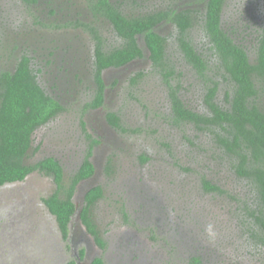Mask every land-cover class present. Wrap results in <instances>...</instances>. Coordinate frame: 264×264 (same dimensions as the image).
<instances>
[{
    "label": "rangeland",
    "instance_id": "obj_1",
    "mask_svg": "<svg viewBox=\"0 0 264 264\" xmlns=\"http://www.w3.org/2000/svg\"><path fill=\"white\" fill-rule=\"evenodd\" d=\"M171 1L122 0L133 13ZM177 1L178 7L189 4ZM203 2L194 9L204 12ZM89 4L88 0H43L32 7L24 0H0V71L12 68L22 42L36 65L42 64V55L50 48L62 52L60 62L67 49L90 58L93 40L79 26L81 18H91L98 25L107 46L116 45L109 39L113 38L109 21L91 15ZM54 8L57 15L51 13ZM225 9L224 28L247 47L253 59L264 20V0H230ZM65 18V27L55 26ZM189 35L210 61L209 76L187 62L174 33L167 48L175 68L171 79L166 80L148 60L136 66L146 75L136 85L130 86L126 78L120 85L117 79L108 78L106 112H119L126 130L104 128L103 110L90 113V126L82 129L80 117L82 120V107L88 99L83 96L91 82L84 74L85 80L77 86L72 85L73 79L67 82V94L59 91L70 100L66 112L35 132L27 161L34 163L48 155L60 158L66 183L89 142L101 139L94 157L99 171L80 186L75 201L80 208L88 187L103 186L105 194L94 206L93 218L105 248L86 236L78 222L73 227L76 235L62 238L56 218L44 202L55 191L56 182L52 176L34 171L23 181L0 187V264H65L78 258L82 248L89 254L80 264H89L98 255L108 264H264V248L249 242L238 227V203L233 197H248L247 181L231 169L208 130L172 118L171 87L177 88L186 106L199 112L208 111L205 97L211 79L219 84L216 99L221 104L226 103V92L232 87L223 77L224 69L201 23H195ZM50 77V73L43 74L46 85ZM143 156L148 159L143 161ZM203 178L222 191H206ZM194 257L200 263H194Z\"/></svg>",
    "mask_w": 264,
    "mask_h": 264
},
{
    "label": "trees",
    "instance_id": "obj_2",
    "mask_svg": "<svg viewBox=\"0 0 264 264\" xmlns=\"http://www.w3.org/2000/svg\"><path fill=\"white\" fill-rule=\"evenodd\" d=\"M88 1L96 15L110 21L122 41L120 45L106 49L98 27L80 22L90 27L97 41L95 63L100 91L93 106L103 102L104 80L101 73L104 68L117 67L143 57L144 51L137 38L139 34L144 35L153 65L164 73L166 80L175 73L168 58L167 37L154 31V25L167 17L177 25L178 41L187 62L204 77L209 76L210 61L196 49L188 36L195 23H201L224 69L223 77L232 87L226 92V103L221 104L216 99L219 84L211 79L213 82L208 86L205 97L208 111L199 112L186 106L173 86L170 93L172 118L175 122L193 124L202 131L208 130L227 157L231 169L247 181L251 190L248 197H233L238 203V227L249 242L264 248V20L260 25L261 31H258L255 57L251 59L247 47L238 43L224 28L223 14L230 0H207L204 12L187 8L172 10L174 13L171 10H158L144 14H126L121 5L111 0ZM61 110L59 101L49 95L38 81L37 70L28 55L24 54L18 60L13 71H0V186L23 181L35 170L52 176L57 187L44 198V202L55 216L63 239L67 240L71 220L78 210L75 201L77 185L95 172L90 159L92 150L86 154L82 166L68 183L58 160L46 157L34 163L27 161L32 148V134L54 119ZM108 120L119 130L127 129L115 112L108 113ZM147 159L146 156L142 157L143 161ZM110 168L109 163L107 171ZM202 182L206 191H222L218 184L208 178H203ZM104 194L101 185L89 189L80 211L81 221L101 248H105L106 242L93 218V208ZM84 253L85 250L81 249V257ZM199 260L193 258L194 263ZM65 264H77V261L72 258ZM91 264L107 263L97 256Z\"/></svg>",
    "mask_w": 264,
    "mask_h": 264
},
{
    "label": "flooded vegetation",
    "instance_id": "obj_3",
    "mask_svg": "<svg viewBox=\"0 0 264 264\" xmlns=\"http://www.w3.org/2000/svg\"><path fill=\"white\" fill-rule=\"evenodd\" d=\"M24 1H25V3L28 6L34 7L36 4L41 3L43 0H24ZM111 1L114 2L113 0H111ZM179 1H185L186 3H189V4H187V5L184 6V7H186L185 9H187V8H195V6H197V3H198L195 0H179ZM206 1L207 0H204V2L202 3L203 4L202 7H205ZM114 3H116L118 5H121V7H123V10H124V12L126 14H133V12L131 10H134V9H128L129 8L128 7L129 4H126L127 2H122V0H121V1H118V2H114ZM178 3L179 2L177 0H172L171 2L165 3L163 6L160 5L157 8H154V9H152L150 11H142L141 13L144 14V13H148V12H151V11H158V10L159 11H161V10H171V11L172 10H177V11H180L184 7H182V6L181 7H178V5H179ZM139 7L140 6H138V8ZM56 11H57V9L54 8L51 11V13L53 15L54 14L57 15V12ZM89 11H90V14L93 15L95 18H101V19L104 18L105 19V17H103L102 15H99V14L96 15L95 12L91 9L90 4H89ZM46 12H50V10L49 11H46ZM172 13H174V11H172ZM134 14H136V13H134ZM41 16L44 17V15H41ZM81 20L82 21H80V22L87 23V24H89L88 26L98 27V25L94 21H92L91 18H90L89 21H85L83 18H81ZM65 21H66V18L63 21H60V22L58 21V23H56L55 26L56 27H59L60 26V28L65 27L66 26L65 25L66 24ZM106 21L108 22L107 19H106ZM108 24L111 26V29L110 30L112 31V35H113V38L112 37L109 38L110 39V42H113V43L116 44V45H113L111 47L107 46V41H106V39H105L102 31L98 27L99 33L103 36V39H104L103 44H104V47L106 49H110V48H113V47H115L117 45H120L121 42H122L119 39L120 37L115 32V30H114L112 24L110 23V21L108 22ZM79 26L82 27V28H84L85 30H87V33L90 34V37L93 40V50H92L93 52H92V56L90 58H87V55H85V54H82L81 56H79L77 53L71 51L70 49L69 50L67 49L66 57H63V61L60 62L59 59L63 56L62 52H57L56 49L50 48V49H47L46 52L42 55V64L41 65H36L34 55L32 53L31 54H28V52H27V50H26V48L24 46L25 44L22 42V44L19 43V46L17 47V49H18L17 51H19V53H18V59H17L16 62H14V65H12V68L10 70L13 71L15 69V67H16V65L18 63V60L24 54H26L29 57H31V63L33 64V66L37 70V73H38V81L40 82L41 86L45 89V91L49 95H51L53 98H55L56 100H58L59 103L62 105V110H61V112H59V114H61L62 112H66V110L69 108V105H70V103H69L70 100L68 98H65L64 96L63 97L60 96L59 95V91H61V90H63L62 92L66 91L67 90V85L66 84L69 81L71 82V79H73L72 85L74 84V85L77 86V84H81V82H83L85 80V79L82 78V75L86 74L91 79V82L88 84V87L89 88H88L87 94L85 96H83L84 98L88 97V99L84 102V105L82 107V113L84 114L82 120H81V117H80V123L82 125V129L84 130L86 126L87 127L90 126L89 125V121L87 119L90 113L98 112L99 110H103V111H105V113H104L105 114V118L101 122V125L104 128H106L108 131L109 130L110 131H113V132L123 131V130L117 129L108 120V113L109 112H106V109H105V105H106L107 97H108V91H109L108 78L111 81H114L115 79H117V84L118 85H120L121 82H122V80L124 78H126L128 84L130 86H133V85L138 84L146 76L145 75V70L142 67H136L138 64H142L141 62H143V60H148L153 65V61L150 58V54L151 53H150V50L148 49V46H147L145 37L142 34H139L137 36L139 45L143 48V51H144L143 57L135 58V59L127 62L126 64H123V65H120V66H117V67L110 66V67H106V68H104L102 70L101 75H102V78L104 80L103 102H102V104H100L98 106H93L95 104V102H96V99H95L96 98V95L100 91V85H99V83L97 81V78H96V70H97V67H96V63H95V61H96V48H97L96 42L97 41H96L95 35L93 34V32L90 29V27H88L86 25H83L81 23L79 24ZM190 30H192V29H190ZM154 31L157 32V33H159V34H161V35H163V36H165V37H167V48L169 46V38H170V36H172L175 33L176 42H177V44L180 47V43L178 41V36H179L178 33H179V30L177 28V25L173 22V20L170 17L164 18V19L160 20L156 25H154ZM189 33H190V31H188V36L192 40V38L189 35ZM24 40H25L24 38L21 39V41H24ZM191 43L195 46V44L193 43V41H191ZM210 45H211V43H210ZM196 49H198V48L196 47ZM64 50H65V48L62 51H64ZM199 51L201 52V50H199ZM167 53H168V51H167ZM75 55H76V57H74ZM170 64L174 68L172 62H170ZM153 67H154V65H153ZM60 70H61V73L57 74V72H60ZM156 70L160 71L161 74L166 79V76L164 75V73L161 70H159V69H156ZM174 70H175V68H174ZM43 72L45 74L50 73V75H51V77H50V83L48 85H46L45 82H44V80L42 79L43 78V74H44ZM119 72H120V74H119ZM174 75H175V73L172 74V75H170V76H168V79H171ZM116 76H117V78H116ZM62 83H63L64 87H62ZM171 92H172V87L170 89L169 95H170ZM67 93H68L67 91L64 92V94H67ZM110 112H115V113H117L120 116L119 112H116L115 110L110 111ZM58 115H56V116H58ZM121 120H122V118H121ZM123 125L125 126V124H123ZM42 126H44V125H42ZM42 126H40V127H42ZM36 131H37V129L35 130V132ZM35 132L32 134V138H33L32 144H33V141H34ZM100 143H101V139L99 137H97V139L91 140L89 142L88 150L85 153L84 158H82V160L80 161V163L75 167V171L72 173V175H74L77 172V170L82 166L86 154L90 150H92V155L90 156V159H91V161L93 162V164L95 166V172H94V174L92 176H90L88 178H85V179H83V180H81L79 182V184L77 185L76 193H77L78 189H80V186L83 183H85V181H87V180L91 181L90 179L93 176H95L98 173V171H99L98 170L99 169L98 164L96 163V159L94 157H95L96 149H97L98 145H100ZM46 157H52L55 160H58L59 163L63 167L64 175H65V165L63 164V162H62V160L60 158H58V157H56L54 155H48V156H45V157H43V158H41L39 160H42V159H44ZM35 171H39V170H35ZM39 172H41V171H39ZM41 173L45 174L44 172H41ZM45 175H47V174H45ZM48 176H50V175H48ZM70 177H69V179H70ZM16 182H20V181H16ZM10 183H15V182H10ZM10 183H6V184H4V185H2L0 187H3V186H5L7 184H10ZM92 187H94V186H92ZM87 189L84 191V194L82 193V196H81L82 197L81 198L82 199L81 208H82V206L84 204V197H85V194L87 192ZM75 196H76V194H75ZM81 208H80V210H81ZM75 215H76V213H75ZM75 215L73 216V218L71 220V223H70V232H69V235H68L69 237L67 238V240L71 239L72 236H75L76 235L75 230L73 229L75 222H78V224L80 226H83L84 227V231H85V235L86 236H93V235H91L87 231L85 225L81 221V218L80 217L78 218ZM59 231H60V229H59ZM60 234H61V236H63L62 233H61V231H60ZM94 241H95V239H94ZM82 249H84V248H82ZM88 254H89L88 253V249L85 250V253H84V256L83 257H81V254L79 252L78 258H76L77 264H80V259H83L84 257H87ZM98 256L99 257H102L100 255H98ZM95 257H97V256H95ZM95 257H92L90 259L89 264L92 263V261H93V259ZM103 260L105 261L104 258H103ZM199 263H200V260H199Z\"/></svg>",
    "mask_w": 264,
    "mask_h": 264
},
{
    "label": "water",
    "instance_id": "obj_4",
    "mask_svg": "<svg viewBox=\"0 0 264 264\" xmlns=\"http://www.w3.org/2000/svg\"><path fill=\"white\" fill-rule=\"evenodd\" d=\"M91 187H92V186H91ZM91 187H89V188L87 189V191H88L89 189H91ZM83 197H84V196H83ZM80 208H81V207H80ZM80 208H79V206H78V204H77V209H78V210L76 211V215H75V216L78 217V218L80 217V211H81Z\"/></svg>",
    "mask_w": 264,
    "mask_h": 264
}]
</instances>
